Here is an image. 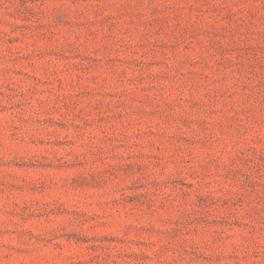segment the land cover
I'll list each match as a JSON object with an SVG mask.
<instances>
[{"label":"rangeland","instance_id":"rangeland-1","mask_svg":"<svg viewBox=\"0 0 264 264\" xmlns=\"http://www.w3.org/2000/svg\"><path fill=\"white\" fill-rule=\"evenodd\" d=\"M0 264H264V0H0Z\"/></svg>","mask_w":264,"mask_h":264}]
</instances>
